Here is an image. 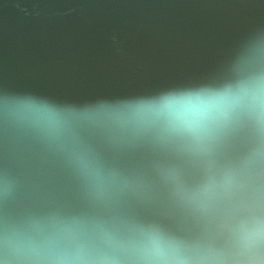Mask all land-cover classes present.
I'll use <instances>...</instances> for the list:
<instances>
[{"label":"water","instance_id":"95a60500","mask_svg":"<svg viewBox=\"0 0 264 264\" xmlns=\"http://www.w3.org/2000/svg\"><path fill=\"white\" fill-rule=\"evenodd\" d=\"M0 264H264V0H0Z\"/></svg>","mask_w":264,"mask_h":264}]
</instances>
